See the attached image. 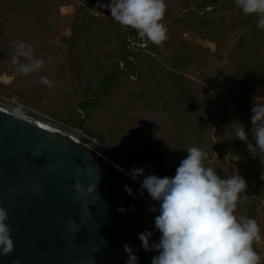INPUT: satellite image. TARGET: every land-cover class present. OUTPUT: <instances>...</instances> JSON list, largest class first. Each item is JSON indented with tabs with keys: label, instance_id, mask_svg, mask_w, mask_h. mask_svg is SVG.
<instances>
[{
	"label": "trees",
	"instance_id": "1",
	"mask_svg": "<svg viewBox=\"0 0 264 264\" xmlns=\"http://www.w3.org/2000/svg\"><path fill=\"white\" fill-rule=\"evenodd\" d=\"M108 3L0 0V77L39 83L46 70L35 80L36 73L17 74L10 60L14 41L33 45L37 57L52 62L66 97L63 110L46 112L159 177H174L188 147L203 149L206 166L222 179L235 172L245 179L247 198L235 214L261 228L264 163L235 137L243 124L256 146L251 109L255 101L264 103L254 98L264 86V30L257 16L245 15L235 0H166L168 39L157 46L114 21L101 7ZM67 6L74 7L70 33L61 34L60 9ZM152 112L158 123L146 129L144 115Z\"/></svg>",
	"mask_w": 264,
	"mask_h": 264
},
{
	"label": "water",
	"instance_id": "2",
	"mask_svg": "<svg viewBox=\"0 0 264 264\" xmlns=\"http://www.w3.org/2000/svg\"><path fill=\"white\" fill-rule=\"evenodd\" d=\"M133 168L141 167L83 128L0 96V207L15 245L10 254L0 253V264H126L124 244L135 250L138 264H151L159 253L145 252L138 234L152 231L150 243L160 236L154 226L159 212L147 211L155 202L146 190L139 195L140 181L152 174L143 169L133 180L126 174ZM90 185L96 190L88 194Z\"/></svg>",
	"mask_w": 264,
	"mask_h": 264
},
{
	"label": "clouds",
	"instance_id": "3",
	"mask_svg": "<svg viewBox=\"0 0 264 264\" xmlns=\"http://www.w3.org/2000/svg\"><path fill=\"white\" fill-rule=\"evenodd\" d=\"M235 4L245 15H256L257 27L264 30V0H235ZM101 7L107 8L111 18L122 27L135 30L140 38L152 44L163 46L168 39V29L163 23L168 7L166 0H110ZM13 48L10 60L17 74L29 76L43 68L45 60L36 56L33 45L16 40ZM38 82L54 87L47 76H41ZM14 114L23 115L19 108ZM251 123L255 147L248 142L243 124L238 123L235 137L247 142L253 158L259 153L264 163V103L255 101ZM187 153L174 177L147 175L140 181L139 195L146 190L155 202L147 211L159 212L154 218L155 230L160 233L158 242L150 243L153 235L150 230L138 234L145 252L159 253L152 257L151 264H262L261 256L253 247L262 239L258 223L235 214L238 203L247 198L245 179L236 172L222 179L213 167L206 166L208 153L201 148L188 147ZM126 174L137 180L143 175V168L130 169ZM75 188L84 192L79 182ZM124 188L135 198L128 185ZM95 190L96 185H90L87 193ZM118 211L124 213L125 209L121 207ZM8 219L7 211L0 207V253L3 255L10 254L15 247L10 226L6 224ZM123 248L128 254L126 264H138L135 250L128 244Z\"/></svg>",
	"mask_w": 264,
	"mask_h": 264
},
{
	"label": "rangeland",
	"instance_id": "4",
	"mask_svg": "<svg viewBox=\"0 0 264 264\" xmlns=\"http://www.w3.org/2000/svg\"><path fill=\"white\" fill-rule=\"evenodd\" d=\"M60 13H61V17H62L61 34H69L70 33L69 22H70V19L72 18L73 14H74V7H72V6L62 7L60 9ZM200 43H202L205 46L210 47L212 50H215V48H216V45L212 42L200 41ZM53 69L54 68L52 67V62L51 61L47 62L39 72H36L37 76L35 77V80L37 78H39V75H41L42 71L46 70V72H47L46 76L49 78V80L54 82V87H47L41 83H34L33 84L30 82H25L23 79L19 80L15 76L7 75L4 73L0 77V96L8 98V99H12L16 102H19L23 105H26L32 109H35V110H37L43 114L49 115L52 118H54L48 112L51 111L53 113H58L61 110H63L64 107H66V104L64 103L65 102L64 100L66 97L64 94V90L61 88L60 85H58V83H56L54 81V77L57 74V72H55V71L53 72ZM225 92L226 91H224V93ZM254 98L264 100V86H259L257 88V90L254 93ZM219 99H220L219 96H215L216 102H218ZM45 110L48 112H46ZM144 116H145L146 129H147V127H151V126L154 127L157 125L158 116L155 113L152 112V113H150L148 115H144ZM54 119H56V118H54ZM85 119H84V121H85ZM94 124L95 123L92 124L93 127H94ZM80 128H82V127H78L76 129H80ZM83 130H85V129L83 128ZM94 138L97 140L96 137H94ZM102 146L109 149L105 145H102ZM137 149H138V146L132 150L136 151ZM109 150H111V149H109ZM128 152H130V151H128ZM114 153L117 154L118 156H120L121 158H124L127 161H130L132 163L136 162L135 161L136 158L130 157L129 155L124 154V156H121V155H119L118 152H114ZM136 163L140 164L139 162H136ZM136 163H133V164L140 167V165H138ZM260 229H261L262 239H261L259 244H254L253 247L258 252V254L261 256L262 264H264V219L262 220Z\"/></svg>",
	"mask_w": 264,
	"mask_h": 264
}]
</instances>
